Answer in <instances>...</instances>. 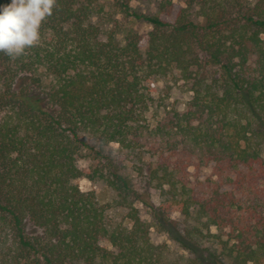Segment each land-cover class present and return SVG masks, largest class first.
Instances as JSON below:
<instances>
[{
	"label": "trees",
	"instance_id": "obj_1",
	"mask_svg": "<svg viewBox=\"0 0 264 264\" xmlns=\"http://www.w3.org/2000/svg\"><path fill=\"white\" fill-rule=\"evenodd\" d=\"M115 1L57 0L38 45L15 60L0 52V264L262 262L264 0H184L172 22L161 14L177 0L154 15ZM170 77L189 85L181 112L161 109ZM112 144L153 158L159 205L112 159L82 167ZM81 178L116 192L112 204ZM116 208L126 224L111 221Z\"/></svg>",
	"mask_w": 264,
	"mask_h": 264
},
{
	"label": "rangeland",
	"instance_id": "obj_2",
	"mask_svg": "<svg viewBox=\"0 0 264 264\" xmlns=\"http://www.w3.org/2000/svg\"><path fill=\"white\" fill-rule=\"evenodd\" d=\"M162 0H126V2L131 6V8L140 13L146 15H154L159 13V5ZM252 1V0H250ZM108 4L107 8L116 4L115 0H106ZM185 6L184 0H177L173 5V13L171 17H167L161 14V17L168 20L174 21L176 14ZM117 16H121L118 12ZM137 27H141L140 24H135ZM189 85L185 84L182 80H173L168 78L167 81L158 82V91L163 98L160 100L161 109L167 108L172 111H183L186 104L191 96L188 91ZM96 156V155H95ZM90 157L87 156L85 160L81 162L82 167L94 166L99 162H106L107 158L112 159L113 164L118 167L119 171L128 177L134 190L140 193H147L151 196L152 201L156 204H160V190L155 186V182L150 183L148 178V168L153 162V158L144 157L143 159L133 156V154L128 153L126 150H122L118 144H112L105 148L104 155L100 157ZM107 157V158H106ZM143 168L140 170V168ZM191 180H203L211 175L210 168H204L201 172H196L195 169L190 170ZM77 184L83 192L94 191L98 195V199L102 204H112L113 200L116 198V192L107 188L103 182L94 183L87 178H81L77 181ZM139 208L141 217L144 221L149 224L153 223V219L150 211H148L143 205L136 203ZM111 221L114 223L124 222L127 223L125 219L126 211L121 208H116L109 212ZM173 218L178 220L180 223L183 222V218L178 210H175L172 214ZM213 234H218V230L212 228ZM152 241L155 244L166 243L171 247L172 253L174 255L183 253L178 245L171 240V238L165 234L160 233L155 229H152ZM108 246V243H105ZM213 248H219L218 240L213 239L212 243H207ZM257 264H264V260Z\"/></svg>",
	"mask_w": 264,
	"mask_h": 264
},
{
	"label": "clouds",
	"instance_id": "obj_3",
	"mask_svg": "<svg viewBox=\"0 0 264 264\" xmlns=\"http://www.w3.org/2000/svg\"><path fill=\"white\" fill-rule=\"evenodd\" d=\"M56 6L57 0H11L0 7V52L15 60L38 45L41 26Z\"/></svg>",
	"mask_w": 264,
	"mask_h": 264
}]
</instances>
